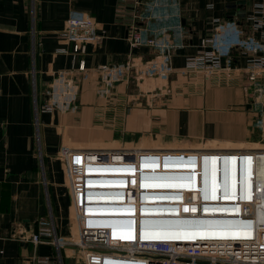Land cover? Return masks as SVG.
I'll return each instance as SVG.
<instances>
[{
    "label": "crops",
    "instance_id": "0c3cea01",
    "mask_svg": "<svg viewBox=\"0 0 264 264\" xmlns=\"http://www.w3.org/2000/svg\"><path fill=\"white\" fill-rule=\"evenodd\" d=\"M116 1L0 0V264H39L37 259L43 256H48L51 264H82L76 248L70 243L74 227L71 199L59 158L61 147L66 145L65 138L77 141L78 132L84 131L93 141L113 144L126 139L128 132L140 125L138 130L160 129L167 125V122L163 123L165 117L176 119L174 123L188 124L189 116L185 118L186 122L179 121L182 113L186 114L182 103L177 101L182 97L180 94L187 95L186 104L192 110L200 106L216 110L219 105L213 98H221L222 105L235 104L243 102L245 95L252 93L251 86L244 84L247 81L244 73L224 77L182 69L186 55L197 51L201 37L210 32L215 21L231 20L235 27L248 33L245 15L252 4L262 0H177V5L157 9L161 15L159 20L165 19L162 17L165 13L166 17L176 19L175 13L179 11L181 45L170 49L169 61L175 70L167 84L159 83L156 87L164 91L169 86L171 90L162 101L165 105L156 100L150 108V124L138 122L131 128L134 114L141 112L146 117V113L142 108L134 111L128 100L122 98L128 93L126 84L129 82L108 83L99 94L95 90L94 75L82 71L71 75L68 89L75 97L63 112L40 111L37 105L46 94L52 74L57 69L69 67L72 61L70 45L60 36L63 21L69 14L88 15L102 29L98 38L83 43L76 53V60L83 59L87 68L123 62L130 53L142 58L152 55L154 50L150 46L129 45L126 25L116 18ZM231 23L220 33L226 40H232L235 35ZM166 38L173 41L178 35L170 31L168 36L162 35V40ZM59 47L67 48V52L57 51ZM229 56L235 65L246 63L247 55L239 53L237 48L230 50ZM144 90L141 87V92ZM172 100L176 103L173 107L169 105ZM191 128L194 129L182 126L183 130ZM231 147L209 146L205 149ZM143 159L148 161L150 157L143 156ZM164 163L168 165L167 158ZM222 169L230 173V166L223 165ZM117 172L97 170L86 173L115 175ZM231 172L233 175L232 169ZM259 174L262 171L257 173L258 179ZM149 180L147 184L151 183ZM102 214L107 215L104 218L117 220L118 213ZM40 216L51 219L59 244L33 246L12 237L17 229L34 231L35 221Z\"/></svg>",
    "mask_w": 264,
    "mask_h": 264
},
{
    "label": "built area",
    "instance_id": "2783aa9c",
    "mask_svg": "<svg viewBox=\"0 0 264 264\" xmlns=\"http://www.w3.org/2000/svg\"><path fill=\"white\" fill-rule=\"evenodd\" d=\"M166 5H177V0H117L116 18L126 25L129 45H147L154 51L149 57L130 53L123 62L90 68L84 66L83 59L76 60V53L83 43L98 38L102 29L88 15L69 14L63 21L60 36L70 45L71 64L54 71L37 108L63 112L75 97L68 86L71 75L77 72L94 75L98 93H103L110 81L120 77H166L172 73L175 69L169 61L170 49L181 45V23L179 11L175 13L176 19L166 17L165 13L162 17L166 21L159 20L161 15L157 9ZM245 19L248 33L235 27L231 20L215 21L210 32L201 37L197 51L186 55L182 71L223 73L224 77L244 73L253 101L264 111V82H261L264 78V0L252 4ZM228 23L235 31L232 40L220 35ZM170 31H175L178 39L162 40V35L168 36ZM233 48L247 55L244 66L232 63L229 52ZM57 51L67 52V48L59 47ZM260 125L264 130V121ZM114 150L64 145L59 151L73 209L72 221L77 229L73 243L84 264H264V147L201 149L206 150L200 153L201 161L211 159L214 152L222 153L224 159H234L232 185L223 188L217 177L208 182L206 177L212 173L207 172L202 184L196 178L190 179V175L180 176L177 183L183 189L174 190L142 189V184L150 182V178L139 173L135 153L126 155L130 150ZM190 159L180 158V162L189 163ZM97 170H118L123 174L86 173ZM181 181H185L186 188ZM120 182L122 186H114ZM101 184L111 187L89 186ZM114 212L123 218L112 220L102 214ZM152 216H170L175 219V226H186V235L205 237L188 241L142 240V234L149 235L157 228ZM35 225L34 231L17 229L12 237L33 246L59 244L51 219L40 216ZM178 232L182 233L180 228ZM37 262L51 264L48 256L40 257Z\"/></svg>",
    "mask_w": 264,
    "mask_h": 264
},
{
    "label": "rangeland",
    "instance_id": "374dc122",
    "mask_svg": "<svg viewBox=\"0 0 264 264\" xmlns=\"http://www.w3.org/2000/svg\"><path fill=\"white\" fill-rule=\"evenodd\" d=\"M187 71V70H186ZM171 74V73H170ZM170 74H167L166 77H152V76H140L136 78L130 79L129 77H120L115 79L114 81H110V83L114 82H125L126 87H129V90L126 92L127 95L123 96V99H127L129 105L132 106L133 110H138L139 108L145 109L143 110L146 113L145 115L141 112H136L134 115V123L131 125V128L136 127L141 122H144L146 125L150 124L151 118V110L150 108L155 105L156 100H160V104H164L163 99H165L167 92L171 88L167 86V89L164 91H160L156 85L157 84H167L170 79ZM223 73H221L222 75ZM210 75V74H209ZM212 75V74H211ZM213 76V75H212ZM218 76V75H217ZM230 77V76H228ZM129 78V79H127ZM161 79V80H160ZM124 83V84H125ZM159 84V85H160ZM248 86V81L244 83ZM141 87L145 90L141 92ZM178 88V87H177ZM96 89V87H95ZM149 89V90H148ZM187 90V89H186ZM248 93L250 91H247ZM102 94V93H99ZM123 94V93H122ZM124 95V94H123ZM182 96V97H180ZM180 98L177 99L179 103L183 105V111L181 117L179 118L180 122H186L188 116L190 117L187 120L188 126L194 127L190 130L182 129V126H187L185 124L174 123L176 119L170 120V118L165 117L164 122H167V125L161 127L160 129L150 131L146 128L144 130H133L131 129L126 139H122L120 141H116L113 144L111 143H102L97 140L93 141L90 134H85L84 131L82 133L78 132V140L73 141L70 138H65L66 146H78L83 148H105V149H115V150H130L135 153L144 152L147 153L150 158L155 157L153 160H157L159 163H163L166 165V169H180L187 170L189 164H184L180 162V158H191L196 161L197 157L200 153H203L206 150L205 147L209 146H232V147H243V148H257L264 147V130L261 128L260 123L264 121V111L259 108L258 102H254L255 98H252L251 94H246V98H243V102L230 104L224 103L221 104V98H213L214 102H216L219 107L215 109L205 108L204 106L197 107L195 109H190L187 105V95L180 94ZM174 99V98H173ZM181 99L183 101H181ZM207 100V99H206ZM220 100V101H219ZM169 102L168 99H166ZM175 102V100H174ZM173 100L169 104L171 107L176 105ZM229 102V101H226ZM178 105V104H177ZM145 107V108H144ZM208 109L211 110L208 112ZM239 110V113L236 112ZM195 111V112H194ZM236 112V113H235ZM186 118V119H185ZM159 120L160 123V119ZM167 120V121H166ZM177 121V122H179ZM162 125V124H161ZM173 126V127H172ZM147 127V126H146ZM170 128V129H169ZM180 128V129H179ZM179 131H178V130ZM89 137H86V136ZM92 136V135H91ZM231 147V148H232ZM201 150V151H199ZM183 151V152H181ZM139 156V154H137ZM193 157H196L194 159ZM166 158L168 159V165L165 162ZM182 177L177 176L176 178H168L167 176L163 177V183H169L171 186L162 187L165 190L175 189V188H183L177 182L181 180ZM121 184V182L119 183ZM178 184V185H177ZM181 184L186 186L185 181H181ZM160 185V184H156ZM185 188V187H184ZM150 190H156V188H149ZM148 189V190H149ZM71 206V212H72ZM166 221L165 219H163ZM155 222L160 223L159 220H155ZM159 226H162L161 224ZM182 233H179L178 230ZM163 234L166 230L165 226H162ZM170 231H177L175 234H170L173 239L178 241H186L187 240V231H185V226L177 227L173 226L169 228ZM178 229V230H177ZM71 238V245L75 247V240L77 239V229L74 225L73 233ZM78 253V257L80 258L82 264H84L81 253Z\"/></svg>",
    "mask_w": 264,
    "mask_h": 264
},
{
    "label": "bare ground",
    "instance_id": "6f19581e",
    "mask_svg": "<svg viewBox=\"0 0 264 264\" xmlns=\"http://www.w3.org/2000/svg\"><path fill=\"white\" fill-rule=\"evenodd\" d=\"M246 82V81H245ZM125 152V151H123ZM132 151L127 152L126 155H129V153H131ZM146 152V151H144ZM144 152H140L138 153L137 151H135V155L138 159V164L140 167L139 173L141 175L144 176H149V178L151 179V183L147 184L144 183L142 184L141 188L143 189H149V188H156V190H165L162 187H168L171 186L169 183H163V177L167 176L168 178H176L177 176H185V175H190L191 178L193 179L196 178L197 183L202 184V178H204V174H206L208 176V173H212L211 177H206V180L209 182L210 180L213 182L214 178L217 177V181L219 182V184L221 186H223V188L228 187L229 184L230 186L233 183V176H234V162H233V158H226L224 159L223 155H220L222 153L217 152V153H213L216 155H212L211 159L210 157L206 159V161H201L200 155L197 157L196 161L193 159H190L189 164L190 167H188L187 170H180V169H175L176 171H174V174H161L159 173V171H166V165H164L163 163H159L157 160H153L155 159V157L150 158L148 161L143 159L144 157L149 156L147 153ZM124 154V153H122ZM139 154V156L137 155ZM125 155V154H124ZM150 157V156H149ZM117 158V157H115ZM119 158H123V157H119ZM126 159L128 157H125ZM208 159H210V161H207ZM226 165V166H230V173L231 169L233 171V175H230V173H228L227 171H224V169H222V166ZM214 166V167H213ZM118 171V170H115ZM208 172V173H207ZM130 173V171H129ZM172 173V172H169ZM115 175H120L123 174V172L118 171L117 173H114ZM100 175H105V174H100ZM156 184H160V185H156ZM97 187H111V186H107V185H94ZM115 186H122V182L121 184L115 185ZM186 188V186H185ZM175 189H179V188H175ZM183 189V188H181ZM196 189V188H195ZM169 190H174V189H169ZM109 201H115V199L113 200H109ZM119 218H123V216H119V214L117 215V220ZM152 220H159L160 223H157V228L154 232L150 233L149 235H143L142 234V240L145 241H178L176 239H173L171 237L170 234H175L174 231H170V227L175 226L174 225V221L175 219L171 218L170 216H152L151 217ZM163 219H165L166 221H164ZM165 226L166 230L164 231L165 235L163 234L162 231V226ZM184 225L180 224L177 227H183ZM186 227V226H185ZM204 238L205 236L198 234L195 236H188L187 235V240H192V238Z\"/></svg>",
    "mask_w": 264,
    "mask_h": 264
}]
</instances>
